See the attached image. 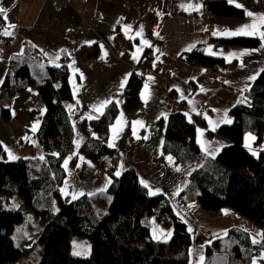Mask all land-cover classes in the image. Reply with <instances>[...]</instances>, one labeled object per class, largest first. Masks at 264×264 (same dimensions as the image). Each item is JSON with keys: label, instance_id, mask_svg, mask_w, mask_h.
I'll return each mask as SVG.
<instances>
[{"label": "crops", "instance_id": "1", "mask_svg": "<svg viewBox=\"0 0 264 264\" xmlns=\"http://www.w3.org/2000/svg\"><path fill=\"white\" fill-rule=\"evenodd\" d=\"M67 1L69 7L59 10L50 0H0V7L7 10V22L0 14V86L7 74L8 61L28 50L31 52L29 61L35 60V55L39 56V60L35 61H38L36 77L40 80L45 75L47 64L64 66L72 95L68 111L77 147L84 139L93 136L88 121L97 119L109 104L100 107L102 102H116L119 113L110 128L108 140V145H115L111 148L121 154L116 171H134L140 183L144 181L148 184L149 192L162 194L170 200L175 214L183 222L196 224L188 264H201L205 245L222 237L232 227L242 228L252 240L263 242L262 229L232 209L226 208L220 216L211 218L197 202L185 204L178 199L179 193L189 184L188 176L192 168L180 167L171 155L163 154L164 136L158 121L166 119L176 110H183L191 119L195 115L201 116L205 126H197L196 141L202 152L210 157L217 156L229 143L217 135V129L222 124H228L227 121L232 122V107L250 104L246 91L264 70V48L258 35L233 36L224 33L252 23L264 31V16L260 15L264 14V5L255 7L247 0H227L244 10V16L238 19L210 14L205 0ZM247 12L254 15L249 17ZM9 23L15 27H8ZM6 27L11 36L3 35L2 30ZM214 32L219 34L213 35ZM119 37L127 40L126 52L119 45ZM233 37L256 38L260 43L256 48L223 44L224 40ZM196 50L199 54L220 59L222 64L216 68L221 66V69L210 75L208 67L190 62L189 55ZM145 51L149 52L150 58V66L146 68L139 65ZM231 53L237 55L230 56ZM89 54L92 56L87 57ZM87 60L93 63L87 65ZM133 73L142 77L141 105L138 110L129 113L123 103ZM253 76L255 79H251ZM39 82L36 80L8 105L0 104V147L5 152L4 155L0 153V159L7 158L11 148L17 150L14 154L22 158L42 157L47 153L37 137L45 112L44 104L37 96ZM3 106L10 109L8 121L2 117ZM244 146L254 152L261 150ZM205 148L209 151L206 152ZM66 160L67 166L65 161L63 164L66 177L61 187L62 194L71 198L73 194L76 198L86 195L94 201L96 210L97 205L103 203V197L105 202L110 201L107 190L111 178L108 173L99 172L97 164L83 156H78L74 164L69 158ZM106 208L104 206L100 212L105 213ZM152 218L148 220L150 233L153 226L154 229H162L159 239L152 238L169 239L171 230L157 228ZM26 221L40 229L33 232L27 228L20 235L19 227L27 225ZM45 224L46 220L40 222L31 214L17 227L12 234L15 245L23 247L28 242L31 250L15 264H36L39 256L35 254L36 250L42 247L38 237ZM71 251L76 256H87L90 246L72 237ZM200 256H203L202 261H199Z\"/></svg>", "mask_w": 264, "mask_h": 264}, {"label": "trees", "instance_id": "2", "mask_svg": "<svg viewBox=\"0 0 264 264\" xmlns=\"http://www.w3.org/2000/svg\"><path fill=\"white\" fill-rule=\"evenodd\" d=\"M247 2L255 7L264 5V0ZM205 7L217 17L244 16L242 8L227 0H205ZM259 43L250 37L223 41L224 45L243 48H256ZM30 53L25 51L8 61L0 94L8 93L9 102L36 83L35 60L39 58L29 61ZM95 53L96 49L92 54ZM189 61L208 68L222 64L220 59L195 52L189 55ZM139 65L150 66L148 51L143 53ZM141 89L142 77L133 73L124 95L127 112L139 109ZM246 95L250 104L232 107V122L218 127L217 135L229 143L215 157L203 153L196 141L197 126H205L201 116L191 119L183 110H176L159 120L158 126L164 136L163 154L171 155L180 167L192 168L189 184L178 199L185 204L197 202L211 218L220 216L226 208L232 209L261 228L264 237V149L254 152L243 145L247 132L255 136V145L264 140V70ZM37 96L45 107L37 137L47 153L42 157L0 159V264H15L30 252L31 247L16 246L12 234L31 214L46 220L38 237L42 247L36 264H188L193 233L175 214L170 200L162 194L151 195L134 171L124 170L117 175V167H110L115 149L108 140L119 113L117 103L110 102L97 119L88 121L93 136L77 147L68 111L72 95L64 66H45ZM2 117L5 121L10 119L8 106L2 107ZM0 153L5 154L1 147ZM78 156L100 164V170L111 178L107 190L111 201L102 215L90 197L73 199L62 194L64 161L69 158L74 164ZM15 197L20 200L16 207L12 205ZM152 217L171 230L169 239L152 238L148 224ZM72 237L88 239L87 256L72 253ZM209 242L201 264H260L252 237L242 228L232 227L224 236Z\"/></svg>", "mask_w": 264, "mask_h": 264}, {"label": "snow or ice", "instance_id": "3", "mask_svg": "<svg viewBox=\"0 0 264 264\" xmlns=\"http://www.w3.org/2000/svg\"><path fill=\"white\" fill-rule=\"evenodd\" d=\"M230 2H231V0H230ZM237 6H240V5H237ZM0 14H2V18L7 22V10L4 9V8H2V7H0ZM247 15L249 17H251L254 14L252 12H247ZM260 15L261 16H264V14H260ZM8 27H13L14 28L15 25L9 23L8 24ZM2 31H3V35H5V36H11L12 35V33L8 31V28L7 27L4 28ZM217 34H219V33L218 32H214L213 33V35H217ZM224 34L225 35H233V36H235V35L257 36L258 35L259 39L262 41L261 47L264 48V31H261L259 28H257V25L255 23H252V24H244L241 27H239L238 29H236L235 31H232V32L225 31ZM145 43L147 44L148 42L145 41ZM149 47H151V45H149ZM244 54L245 53H240V55H244ZM236 55H237L236 53H231L230 54V56H236ZM133 59H136V56L135 55H133ZM149 79L151 80L153 78L152 77H149ZM251 79H255V76L251 77ZM0 82H2V81H0ZM226 83H227V81H226ZM145 90L147 91V85H145ZM146 100H147V97H146ZM110 102L111 101L106 100V101L102 102V104L100 105V107H103L104 104H107V103H110ZM225 116H227V113H225ZM227 122L230 123L231 121H227ZM135 123L140 124L141 122L140 121H136ZM213 130H215V129L213 128ZM33 131H35V127L33 128ZM133 132L135 134V129H133ZM146 138L147 137H145V139ZM253 139H255V138L253 137ZM109 146L110 147H114L115 145H109ZM205 151L208 152L209 149L208 148H205ZM214 151H215V149L212 150V152H214ZM9 156H10L11 159H17V157L13 156L11 153H9ZM168 159L171 160L172 158L171 157H168ZM65 166H67V160H65ZM77 167H79V165H77ZM177 170H179V169H177ZM117 175H119V173H117ZM141 183L144 184L145 188H148V184L146 182L141 181ZM157 191H159V190H157ZM81 194H83V193H81ZM150 194L151 195H155L156 192L150 191ZM72 198L73 199L76 198L75 194H73ZM188 231L191 232L192 229L189 227ZM168 235L170 236L171 233H168ZM156 238L159 239V237H156ZM253 243H257V241L256 240H253ZM76 254H79V253H76ZM262 255H264V254H262ZM202 260H203V256H200L199 257V261H202Z\"/></svg>", "mask_w": 264, "mask_h": 264}, {"label": "rangeland", "instance_id": "4", "mask_svg": "<svg viewBox=\"0 0 264 264\" xmlns=\"http://www.w3.org/2000/svg\"><path fill=\"white\" fill-rule=\"evenodd\" d=\"M36 80L37 81H40V79L38 78V77H36ZM8 105V104H7ZM253 137L255 138V136L253 135V134H251V133H249V132H247V133H245V135H244V138H243V144L244 145H246V146H248V147H250L251 149H257V148H259V149H264V140L259 144V145H255V141H256V138L255 139H253ZM15 152H17V150H15V149H10V151H9V153H11L12 155H14L15 157H19V156H17V155H19V154H14ZM9 153H8V155H7V158H5V160H14V159H11L10 158V156H9ZM110 198H111V196L110 195H108ZM103 199H104V201H103V203H99L98 205H97V210H98V213H100V215H102V213L100 212V209L102 210L103 209V207L104 206H106L107 208L106 209H108V207H109V205H110V201H107V202H105L106 201V199H105V197H103ZM19 198L18 197H15V198H13V200H12V205L13 206H18L19 205ZM38 220L40 221V222H43V219H41L40 217H38ZM152 222L154 223V224H156V227L157 228H164V229H168V227L167 226H165V225H163V224H161V223H158L157 222V220L153 217L152 219ZM201 220H199V222H200ZM29 222V221H28ZM27 221H26V223H27V225H25V226H23V225H21L19 228H21L20 229V231H19V234L21 235L23 232H25L26 230H27V228H30V230L32 229V231L33 232H35V231H38V229H40V227L39 226H35V225H33V223H28ZM31 224V225H30ZM189 227L192 229V233H193V238L195 239V233H196V224L195 223H190V222H188V229H189ZM153 232H152V234H151V236L152 237H158V235H162L161 233H162V229H154V226H153ZM225 235V234H224ZM223 235V236H224ZM76 240H82L83 242H85V244H86V246H90V243H89V241H88V239L87 238H79V237H76ZM26 244H29L28 242L26 243ZM40 249H41V247L40 248H38V250H36V253L35 254H39V252H40Z\"/></svg>", "mask_w": 264, "mask_h": 264}, {"label": "built area", "instance_id": "5", "mask_svg": "<svg viewBox=\"0 0 264 264\" xmlns=\"http://www.w3.org/2000/svg\"><path fill=\"white\" fill-rule=\"evenodd\" d=\"M50 2L53 4V6L56 8V9H59V10H64V9H67L69 7V3L67 0H50ZM2 28V24L0 22V29ZM118 42H119V45L121 46V49H123V51H127V40L124 39L123 37H119L118 38ZM216 44H218V42H216ZM198 51L196 50L195 53H197ZM39 56L38 55H35L34 56V59H38ZM90 62L93 63L92 60H87L85 62V64H89ZM221 69V66H219L218 68H209L207 70V73L210 74V75H213V74H216V72L218 70ZM136 76H139L138 74ZM10 100V96L8 93H2L0 94V104H6L8 103ZM121 160V154H120V151L119 150H116L115 149V153L113 154L112 156V161H111V164H110V167L112 168H116L119 164ZM97 168H98V171L100 172V164H97ZM253 250L257 256V259H258V262L260 264H264V241L263 242H257V243H253ZM30 247V243L29 244H26L25 245V248H29Z\"/></svg>", "mask_w": 264, "mask_h": 264}]
</instances>
